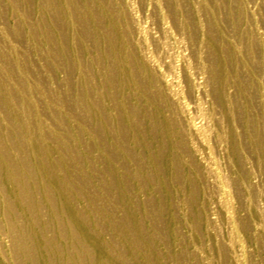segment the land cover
<instances>
[{"label": "rangeland", "instance_id": "1", "mask_svg": "<svg viewBox=\"0 0 264 264\" xmlns=\"http://www.w3.org/2000/svg\"><path fill=\"white\" fill-rule=\"evenodd\" d=\"M0 264H264V0H0Z\"/></svg>", "mask_w": 264, "mask_h": 264}, {"label": "bare ground", "instance_id": "2", "mask_svg": "<svg viewBox=\"0 0 264 264\" xmlns=\"http://www.w3.org/2000/svg\"><path fill=\"white\" fill-rule=\"evenodd\" d=\"M15 182V181H14ZM29 200H31L30 198L29 199H26L25 200V203H26V205L24 204L23 206H25L26 208H28V209H30V205L31 204H29L30 202H29ZM27 209V210H28ZM31 211V210H30ZM31 213V212H30ZM30 216L32 217L33 215H31L30 214ZM34 217V216H33ZM32 217V218H33ZM36 217V216H35ZM76 221H79V220H77V219H75ZM84 233H85V236H86V238H90L91 236H90V234L89 233H87L85 230H84ZM90 236V237H89ZM92 238V237H91ZM90 238V240L91 241H93V239H91ZM27 241V240H26ZM97 248H99V245L97 244ZM33 249V248H32ZM25 252H26V254L28 255V256H32V254H33V252L30 250V247L28 248V247H26L25 248ZM82 257H84V256H82ZM82 260L84 261V262H86V263H88V256H85L84 258H82Z\"/></svg>", "mask_w": 264, "mask_h": 264}]
</instances>
